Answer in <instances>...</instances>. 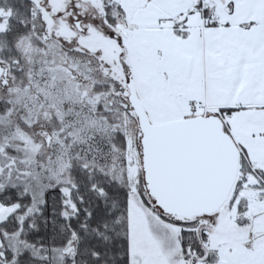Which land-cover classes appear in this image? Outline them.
Returning a JSON list of instances; mask_svg holds the SVG:
<instances>
[{"label":"snow or ice","instance_id":"obj_1","mask_svg":"<svg viewBox=\"0 0 264 264\" xmlns=\"http://www.w3.org/2000/svg\"><path fill=\"white\" fill-rule=\"evenodd\" d=\"M0 264H264V0H0Z\"/></svg>","mask_w":264,"mask_h":264}]
</instances>
